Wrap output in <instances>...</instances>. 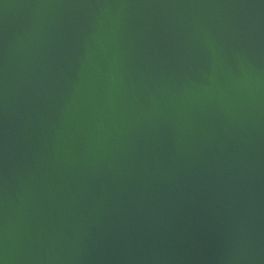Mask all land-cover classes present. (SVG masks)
<instances>
[{
    "label": "water",
    "instance_id": "95a60500",
    "mask_svg": "<svg viewBox=\"0 0 264 264\" xmlns=\"http://www.w3.org/2000/svg\"><path fill=\"white\" fill-rule=\"evenodd\" d=\"M0 264H264V0H0Z\"/></svg>",
    "mask_w": 264,
    "mask_h": 264
}]
</instances>
